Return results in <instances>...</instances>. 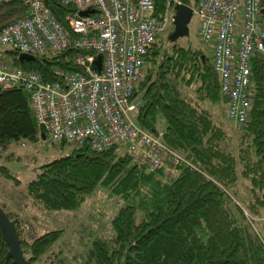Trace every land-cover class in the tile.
<instances>
[{
    "label": "trees",
    "instance_id": "trees-1",
    "mask_svg": "<svg viewBox=\"0 0 264 264\" xmlns=\"http://www.w3.org/2000/svg\"><path fill=\"white\" fill-rule=\"evenodd\" d=\"M154 1L158 13L166 0ZM179 1L192 8L197 3ZM45 3L63 24L75 11L59 0ZM25 14L22 0H0V27ZM177 40L154 41L131 100L141 98L135 122L151 133L162 131V140L190 163L166 179L125 146L97 151L70 145L67 153L40 166L24 194L42 209L75 211L101 189L113 203L111 234H79V249L71 253L57 245L64 230L50 229L23 251L28 264H264V52L252 58L249 116L235 130L206 107L207 102L226 105L211 57L201 46ZM3 51L14 65L49 81L57 79L56 67L81 69L70 60L73 47L30 59L9 47ZM43 134L47 137L36 123L29 92L0 85V150ZM9 173L0 163V175ZM239 184L245 190L241 202L235 198ZM246 213L258 218V225ZM8 248L0 227V264H14Z\"/></svg>",
    "mask_w": 264,
    "mask_h": 264
},
{
    "label": "built area",
    "instance_id": "built-area-1",
    "mask_svg": "<svg viewBox=\"0 0 264 264\" xmlns=\"http://www.w3.org/2000/svg\"><path fill=\"white\" fill-rule=\"evenodd\" d=\"M73 4L63 24L45 0H22L26 14L0 27V85L29 92L38 127L54 143L101 151L113 145L127 147L150 170L166 179L179 173L186 158L135 122L138 105L131 100L135 83L143 77L144 57L163 33L170 32L174 5L166 0L157 13L154 0H59ZM264 0H197L193 15L198 37L212 49L225 114L241 129L251 106V63L264 52ZM95 9L81 15L82 10ZM19 55H57L76 49L70 60L81 67L53 72L56 80L14 65L3 48ZM101 55V70L94 66Z\"/></svg>",
    "mask_w": 264,
    "mask_h": 264
},
{
    "label": "rangeland",
    "instance_id": "rangeland-1",
    "mask_svg": "<svg viewBox=\"0 0 264 264\" xmlns=\"http://www.w3.org/2000/svg\"><path fill=\"white\" fill-rule=\"evenodd\" d=\"M188 26L189 34L177 41L182 44L189 41L201 46L211 57V46L199 40V20L195 15L192 16ZM159 37L166 40L168 36L167 33H163ZM206 107L211 112L222 115L227 125L232 124L225 114V102H207ZM70 148L69 144L62 147L57 146L45 137L36 141L26 140L22 144L15 143L9 151L0 150V163L5 164L10 170L9 176L0 175V205L14 222L20 246L25 252L34 237L54 228L64 230L57 245H62L71 253L79 249V234L84 235L87 232H94L95 235L111 234L108 219L113 203L107 200L106 192L101 189L91 195L75 211L42 209L24 194L27 181L36 175L40 166L67 153ZM237 193H239L238 197L235 196V198L240 202L243 201L245 190L241 184L237 186ZM246 215L252 219L254 226L258 225V218H252L248 213Z\"/></svg>",
    "mask_w": 264,
    "mask_h": 264
},
{
    "label": "water",
    "instance_id": "water-1",
    "mask_svg": "<svg viewBox=\"0 0 264 264\" xmlns=\"http://www.w3.org/2000/svg\"><path fill=\"white\" fill-rule=\"evenodd\" d=\"M95 9L82 10L79 13L86 15L88 13H94ZM264 14V8L261 9ZM193 16V8L184 3H176L174 5L173 15V30L169 33L168 38L170 41H175L180 37L187 36L189 34V22ZM21 59H30L32 55L21 53L19 55ZM101 55H97L94 60V66L101 70ZM43 137L45 135L43 134ZM0 227L3 230L7 243L9 245L6 256L12 258L14 264H28L23 255V250L20 246V240L15 228L14 222L8 217L6 211L0 205Z\"/></svg>",
    "mask_w": 264,
    "mask_h": 264
},
{
    "label": "crops",
    "instance_id": "crops-1",
    "mask_svg": "<svg viewBox=\"0 0 264 264\" xmlns=\"http://www.w3.org/2000/svg\"><path fill=\"white\" fill-rule=\"evenodd\" d=\"M140 98H139V96H137L135 99H134V101L135 102H140V100H139ZM231 120V119H230ZM231 123H232V125H233V121L231 120Z\"/></svg>",
    "mask_w": 264,
    "mask_h": 264
}]
</instances>
